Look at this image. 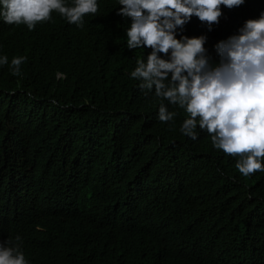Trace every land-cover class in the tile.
<instances>
[{
	"label": "trees",
	"instance_id": "1",
	"mask_svg": "<svg viewBox=\"0 0 264 264\" xmlns=\"http://www.w3.org/2000/svg\"><path fill=\"white\" fill-rule=\"evenodd\" d=\"M97 5L80 26L0 16V242L26 264H264V171L245 177L199 125L182 134L186 109L131 76L152 49H128L119 0ZM220 7L211 31L193 16L176 37L206 36L213 65L264 0Z\"/></svg>",
	"mask_w": 264,
	"mask_h": 264
},
{
	"label": "clouds",
	"instance_id": "2",
	"mask_svg": "<svg viewBox=\"0 0 264 264\" xmlns=\"http://www.w3.org/2000/svg\"><path fill=\"white\" fill-rule=\"evenodd\" d=\"M245 0H119L117 15L131 18L127 30L128 49L151 48L146 63L138 61L131 73L142 78V89L171 105L185 108L190 118L181 133L197 139L196 128L212 134L216 148L239 156L236 167L245 177L264 171V11L259 18L246 20L237 34L216 43L219 63H210L204 47L207 37L181 36L177 31L193 16L206 22L208 30L219 22L221 5L233 9ZM98 10L97 0H0V16L7 24H26L29 30L51 18L53 11L80 26L82 18ZM163 53L167 59L159 54ZM25 57L11 61L14 75L20 74ZM0 64H8L7 56ZM55 102V101H53ZM176 113L161 103L158 119L174 122ZM197 117L199 120H197ZM19 242L21 237L16 236ZM0 264H26L18 243L0 242Z\"/></svg>",
	"mask_w": 264,
	"mask_h": 264
}]
</instances>
